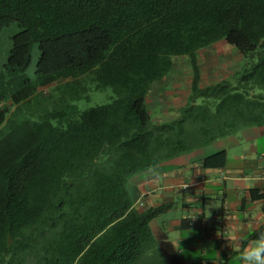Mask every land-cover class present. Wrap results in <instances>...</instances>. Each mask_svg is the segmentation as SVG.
I'll return each instance as SVG.
<instances>
[{
	"label": "trees",
	"instance_id": "16d2710c",
	"mask_svg": "<svg viewBox=\"0 0 264 264\" xmlns=\"http://www.w3.org/2000/svg\"><path fill=\"white\" fill-rule=\"evenodd\" d=\"M12 25L0 70V264H167L149 223L171 205L137 211L129 181L264 127V0H0V34ZM222 39L243 64L201 87L199 53ZM177 58L189 62V94L153 124L148 95ZM107 88L110 103L77 108Z\"/></svg>",
	"mask_w": 264,
	"mask_h": 264
},
{
	"label": "crops",
	"instance_id": "0c3cea01",
	"mask_svg": "<svg viewBox=\"0 0 264 264\" xmlns=\"http://www.w3.org/2000/svg\"><path fill=\"white\" fill-rule=\"evenodd\" d=\"M220 153L222 166L204 167ZM128 188L139 212L171 205L149 223L167 264H264V127L136 175Z\"/></svg>",
	"mask_w": 264,
	"mask_h": 264
},
{
	"label": "rangeland",
	"instance_id": "374dc122",
	"mask_svg": "<svg viewBox=\"0 0 264 264\" xmlns=\"http://www.w3.org/2000/svg\"><path fill=\"white\" fill-rule=\"evenodd\" d=\"M16 25H12L0 34V70L3 69L7 60V54L11 44V37L18 32ZM31 65L27 74L30 79L34 77V69L38 59L37 46L32 48ZM198 62L201 69V87H206L224 79H228L234 71L241 68L242 58L234 47L228 45L223 39L199 53ZM191 80V69L185 58L174 60V67L170 75L161 83L151 89L147 98V107L153 124H159L175 117L178 109L184 104L188 94ZM161 85V86H159ZM163 86V87H162ZM51 88L43 89L44 102L39 109L45 110L50 107L45 98L50 94ZM39 96V95H37ZM112 91L107 88L103 91H92L87 99L76 103L79 110H86L97 105L108 104L113 100ZM26 116L31 117L32 111H36L33 103L27 109ZM25 116V117H26ZM23 118L24 115L22 114ZM33 117V116H32ZM34 118V117H33ZM36 119V118H35ZM6 124V123H5ZM4 124V125H5ZM131 195V194H130ZM159 259L142 258L138 264H156ZM165 262L168 259H163Z\"/></svg>",
	"mask_w": 264,
	"mask_h": 264
}]
</instances>
